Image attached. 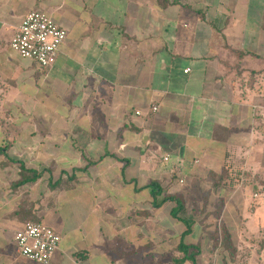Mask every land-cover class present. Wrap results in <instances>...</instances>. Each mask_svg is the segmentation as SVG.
Listing matches in <instances>:
<instances>
[{
    "label": "crops",
    "instance_id": "1",
    "mask_svg": "<svg viewBox=\"0 0 264 264\" xmlns=\"http://www.w3.org/2000/svg\"><path fill=\"white\" fill-rule=\"evenodd\" d=\"M34 10L66 31L48 67L9 46ZM1 107L22 132L0 140V264H42L14 244L28 221L60 236L48 264H174L163 195L188 222L229 195L264 239V0H0Z\"/></svg>",
    "mask_w": 264,
    "mask_h": 264
},
{
    "label": "rangeland",
    "instance_id": "2",
    "mask_svg": "<svg viewBox=\"0 0 264 264\" xmlns=\"http://www.w3.org/2000/svg\"><path fill=\"white\" fill-rule=\"evenodd\" d=\"M17 113L19 114L20 112L17 111ZM8 116H10V114H6V111L1 107L0 121H2L0 122V140L2 139V142L4 141V136L15 138L16 136L19 137L22 132L20 126H10V124L6 125L9 119ZM5 144L7 143H4V145ZM3 162H6V160L4 157L0 156V165L3 164ZM222 181L223 184H226L225 179ZM220 182V179L217 180L214 177V185H217ZM214 190V192H216V189ZM227 193L228 191L225 192V194ZM227 196L224 197V199H217L216 205H212L210 200L207 198L205 199V197L203 198L202 195H200V197H196L195 201L190 200L191 204H189L186 208L187 213L185 212L183 214L188 216V218H191V223L196 224L198 228V230L194 232L195 236L192 238V240L199 245L200 249H202V253L197 256L199 264H211V262L214 264H225V260L222 255V249H227V251L228 249L229 251L235 249V253L228 256L229 259L236 260L235 264L248 262L250 258V264H264V261L260 262L261 258H257L259 255L264 253V245H261L260 243V241L264 242V239L257 236H252V238H248L243 235L240 236V232H242L241 230L245 229L247 222L238 218L240 207L237 204L238 208L234 209L236 206H231L228 203L229 195ZM220 203L222 205H220ZM236 209L238 212L233 213L236 211ZM227 211H230V214H228ZM223 229L226 230V233H229L230 238L226 239V236L223 235L224 232H222ZM246 229L248 228L246 227ZM226 242L228 243L226 244ZM176 244L177 241L173 243L171 248H168L171 249L170 255H172V257L176 255L173 250L175 249ZM228 245L229 247L227 248ZM253 252L257 255H252ZM202 255H204L205 258L203 257L201 260Z\"/></svg>",
    "mask_w": 264,
    "mask_h": 264
},
{
    "label": "built area",
    "instance_id": "3",
    "mask_svg": "<svg viewBox=\"0 0 264 264\" xmlns=\"http://www.w3.org/2000/svg\"><path fill=\"white\" fill-rule=\"evenodd\" d=\"M65 36L66 31L48 14L34 10L22 17L9 46L20 57L32 60L41 67H48L53 64ZM187 71L188 69L184 70ZM152 110L155 111L156 107L152 106ZM59 241V234L51 227L33 221L25 222L14 235L18 253L42 264H48Z\"/></svg>",
    "mask_w": 264,
    "mask_h": 264
},
{
    "label": "trees",
    "instance_id": "4",
    "mask_svg": "<svg viewBox=\"0 0 264 264\" xmlns=\"http://www.w3.org/2000/svg\"><path fill=\"white\" fill-rule=\"evenodd\" d=\"M21 170L22 171H28L23 165H21ZM33 173H34V176L32 178L27 179V178L22 177V179L18 182V184H21V183L26 182L28 180H34L37 177V174L35 172H33ZM221 178L222 177H220L219 179H221ZM152 190H157L154 193H152L153 195H155V193L158 197L161 195V191H162L161 189L155 188ZM166 200H171L174 202L175 207L171 211V215L173 217H175L176 219L180 220L184 224V227L186 228L184 230V232L182 233V235L180 236L177 244L175 245V249H173L174 253L176 255H174V257L172 258V261L174 264H181L184 262H188V264H197L198 263L197 262V260H198L197 256H199L202 253V249H200L198 244L186 243L184 241V236L191 231V226L193 223L186 221L185 219H183L179 215V213L184 208L182 201L178 197L173 196V195H165V196L163 195L161 197L160 201L154 200L152 205L155 207L160 206ZM225 231H226L225 229L222 230V232H224L223 235L226 236V239L230 238L229 233L228 232L226 233ZM227 243L228 242H226V244ZM228 247H229V245L227 246V248ZM223 248H225V247H223ZM222 251H223L222 255H223V258L225 260V264H229V263L235 264L236 261L233 259H229V257H228V256L232 255L233 253H235V249H232V251H229V249H228V251H227V249H222ZM226 251H227V253H226ZM211 264H214V263L211 262ZM239 264H245V262H242Z\"/></svg>",
    "mask_w": 264,
    "mask_h": 264
}]
</instances>
